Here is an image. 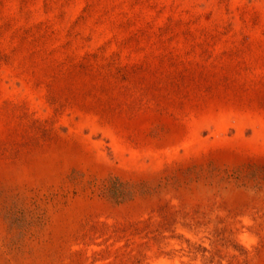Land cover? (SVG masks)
Wrapping results in <instances>:
<instances>
[{
  "label": "rangeland",
  "instance_id": "374dc122",
  "mask_svg": "<svg viewBox=\"0 0 264 264\" xmlns=\"http://www.w3.org/2000/svg\"><path fill=\"white\" fill-rule=\"evenodd\" d=\"M0 264H264V0H0Z\"/></svg>",
  "mask_w": 264,
  "mask_h": 264
}]
</instances>
